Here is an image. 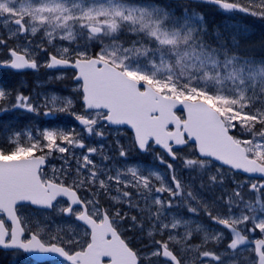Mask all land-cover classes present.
I'll return each instance as SVG.
<instances>
[{"label": "snow or ice", "instance_id": "6c2138e0", "mask_svg": "<svg viewBox=\"0 0 264 264\" xmlns=\"http://www.w3.org/2000/svg\"><path fill=\"white\" fill-rule=\"evenodd\" d=\"M194 2L264 23V0H0V70L70 69L75 84L65 96L0 80V121H34L0 124L10 264H264V59L210 33ZM63 117L75 123L42 126ZM114 127L128 144L104 143Z\"/></svg>", "mask_w": 264, "mask_h": 264}, {"label": "trees", "instance_id": "16d2710c", "mask_svg": "<svg viewBox=\"0 0 264 264\" xmlns=\"http://www.w3.org/2000/svg\"><path fill=\"white\" fill-rule=\"evenodd\" d=\"M196 5V4H195ZM210 33H215L218 29L224 32L226 37L231 34H236L239 41V53L246 56H253L259 59H264V47H261L260 42L264 40V23L248 19L245 23V19H242L238 14L235 20L229 19L227 16L222 15L213 6L206 10ZM229 25L227 31L224 30L223 26ZM232 25H238L239 28H248V33H242L237 29L232 28ZM15 79L18 77H14ZM11 258L8 255H2L0 258V264H10Z\"/></svg>", "mask_w": 264, "mask_h": 264}, {"label": "rangeland", "instance_id": "374dc122", "mask_svg": "<svg viewBox=\"0 0 264 264\" xmlns=\"http://www.w3.org/2000/svg\"><path fill=\"white\" fill-rule=\"evenodd\" d=\"M68 76V75H67ZM110 131V135H111V133H114L115 135H118L119 136V139H120V141L121 142H124L123 141V137L121 136V131L120 130H112V129H110L109 130ZM126 140H127V144L129 143L128 141L130 140V137H128V138H126ZM107 141H110L111 142V140L108 138L107 139ZM163 173V172H162ZM192 176H194V174H192ZM184 177L186 178V179H191V177H190V174H189V172L188 173H185L184 174ZM194 183L195 184H199V180L198 179H196L195 181H194ZM211 194H209V196H210ZM181 209H186V208H180L179 210H178V215H181V216H184L186 219H190V221H192L193 222V227H195V225L196 224H200V223H198V222H196L190 215H186L185 213H183L182 212V210ZM174 212H177V210H173ZM45 218H48L47 216L45 217ZM198 237L200 236V235H197ZM158 238V237H157ZM195 238V237H194ZM139 242V241H138ZM196 243V242H195Z\"/></svg>", "mask_w": 264, "mask_h": 264}]
</instances>
